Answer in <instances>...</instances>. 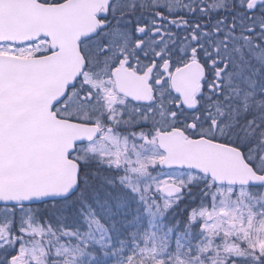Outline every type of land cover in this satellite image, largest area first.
Here are the masks:
<instances>
[{
	"label": "snow or ice",
	"instance_id": "6c2138e0",
	"mask_svg": "<svg viewBox=\"0 0 264 264\" xmlns=\"http://www.w3.org/2000/svg\"><path fill=\"white\" fill-rule=\"evenodd\" d=\"M0 264H264V0H0Z\"/></svg>",
	"mask_w": 264,
	"mask_h": 264
}]
</instances>
